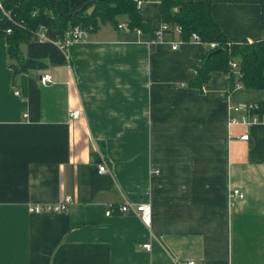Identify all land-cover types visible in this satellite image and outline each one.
Masks as SVG:
<instances>
[{"label":"crops","instance_id":"0c3cea01","mask_svg":"<svg viewBox=\"0 0 264 264\" xmlns=\"http://www.w3.org/2000/svg\"><path fill=\"white\" fill-rule=\"evenodd\" d=\"M211 14L231 43L264 39V0H211ZM141 16L146 31L105 23L66 49L50 16L44 40L20 44L37 66L15 78L0 33V264H264V119L229 124L264 90L222 71L191 86L208 45L154 39L160 0ZM125 201L150 203L149 227L106 214Z\"/></svg>","mask_w":264,"mask_h":264},{"label":"trees","instance_id":"16d2710c","mask_svg":"<svg viewBox=\"0 0 264 264\" xmlns=\"http://www.w3.org/2000/svg\"><path fill=\"white\" fill-rule=\"evenodd\" d=\"M85 2H89L87 7L73 13ZM141 8L137 7L136 0H83L73 7H70L68 0H21L18 5L0 0V33L7 27L11 28V32L5 35L8 66L13 71V77L37 66L38 62L23 56L20 44L34 40L32 33L41 26L45 27L48 17L55 18L57 39L61 40L65 32L75 26L93 32L105 23L117 28L119 23L124 22L130 29L146 31ZM160 16L162 22L169 25L164 33L173 34V27L178 25L181 27L178 34L180 39L187 41L192 33H196L203 42L217 44L202 55L201 63L196 68V77L190 82L191 86L200 88L212 71H222L229 74L231 88L234 87L233 80L237 73V80L242 87L264 90V39L242 40L240 43L228 41L212 17L211 0H160ZM216 49L220 51L209 56ZM231 61L237 63L236 71L231 69ZM254 105L249 112L264 119V100Z\"/></svg>","mask_w":264,"mask_h":264},{"label":"built area","instance_id":"2783aa9c","mask_svg":"<svg viewBox=\"0 0 264 264\" xmlns=\"http://www.w3.org/2000/svg\"><path fill=\"white\" fill-rule=\"evenodd\" d=\"M144 3V0H136L137 7H142ZM13 23H16L9 15L7 16ZM126 25L124 23H119L118 24V29L125 28ZM169 28V25L166 23H163L161 28L155 32L154 34V39H158L160 41L164 40V31ZM174 32L178 33L181 31V27L178 25H175L173 27ZM1 30V29H0ZM137 32H141L139 28L136 29ZM2 32L5 33H10L11 28L7 27L2 30ZM87 37V31L79 28L78 26L72 27L68 29L64 37L61 40L57 39V44L59 45L60 48L66 49V47L73 43V42H78L82 41ZM32 38L34 40H39L42 41L45 39V34H44V26L39 27L37 30H35L32 33ZM186 40L183 39H178L172 42L171 48L176 49L178 45L182 42H185ZM187 41H196V42H203L198 34L192 33L189 40ZM206 43V42H203ZM208 45V48H215L216 43L215 42H209L206 43ZM230 67L232 70L237 69V63L235 61L230 62ZM39 81L41 84H49L52 82V75L49 72H46L39 77ZM236 88H240L241 84L239 82L236 83L235 85ZM18 92L16 91V94ZM254 104H247L242 107L237 106V105H231L230 110L233 111H239L242 110V115L240 116V119L235 118L233 116L230 117L229 124H241V125H247L249 123H254V122H259L261 119H259L255 114L250 113L249 111L254 108ZM80 110H73L69 113V116L71 119H77L80 116ZM241 139H246L247 135H241ZM99 171L101 173L105 172L107 170L106 166L104 164H99ZM228 201L230 205H234L238 200L243 198V193L240 191L238 188H230L228 191ZM70 202V197H66L63 201L58 202L56 204H49V205H39V204H32L28 206V211L31 213H42V212H59L63 211L66 208V205ZM114 211H117L118 213L121 214H133L138 216L142 223L149 227L151 224V205L149 202H130V201H125L122 204H119L116 208L114 206L108 207L106 210L107 215H111ZM144 248L149 249L150 245L145 244L143 245ZM182 264H195V261H187Z\"/></svg>","mask_w":264,"mask_h":264},{"label":"water","instance_id":"95a60500","mask_svg":"<svg viewBox=\"0 0 264 264\" xmlns=\"http://www.w3.org/2000/svg\"><path fill=\"white\" fill-rule=\"evenodd\" d=\"M93 1V0H92ZM89 4V2H85V3H83L78 9H76L73 13H76V12H79V11H81L82 9H84L85 7H87V5ZM57 9L59 10V4L57 3ZM59 13H60V10H59ZM220 51V49H216V50H214V51H212L210 54H209V56H211V55H214V54H216V53H218Z\"/></svg>","mask_w":264,"mask_h":264}]
</instances>
